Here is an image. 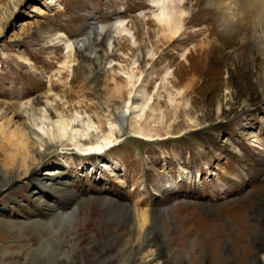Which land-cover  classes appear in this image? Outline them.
Segmentation results:
<instances>
[{
    "label": "rangeland",
    "instance_id": "374dc122",
    "mask_svg": "<svg viewBox=\"0 0 264 264\" xmlns=\"http://www.w3.org/2000/svg\"><path fill=\"white\" fill-rule=\"evenodd\" d=\"M53 1L0 0V166L12 174H0V264H264L258 52L193 56L211 26L202 0H182L201 23L176 41L154 24V0ZM118 22L122 33L84 43L90 23ZM200 27L204 36L188 37ZM121 71L143 73L144 97ZM129 100L144 105L125 122L143 113L147 136L124 132L100 156L83 151ZM45 107L52 122L77 117L75 129L96 130L82 148L50 142L36 120Z\"/></svg>",
    "mask_w": 264,
    "mask_h": 264
},
{
    "label": "bare ground",
    "instance_id": "6f19581e",
    "mask_svg": "<svg viewBox=\"0 0 264 264\" xmlns=\"http://www.w3.org/2000/svg\"><path fill=\"white\" fill-rule=\"evenodd\" d=\"M46 2L48 6L52 5L54 7V5H57L53 0H46ZM185 4L186 3L182 2V0H174L173 2L172 0L171 2H168V0H154V2L150 5V7L155 8L156 10L153 14L156 23H153L160 27V29L163 31V39L167 41L181 40L180 38L184 34H186V32H182V29L185 25L192 24L193 26L201 23L199 17L197 18L186 16L184 11ZM197 5L200 6L201 4ZM202 5H205V9L211 10V13H202L199 10H197V13L206 14V19L211 26L209 28H204L205 31H208V34H206V36H204L203 33L205 31L201 27L200 29L195 28L196 30L194 29V33H189L188 37H191L192 39L199 37L202 34L204 36L199 42L195 41L197 43L193 48V51L195 50L193 56L197 54L196 57H198V59H207L208 57L211 58L213 56H216V52L221 51L222 53V51L226 50V48H233L234 51H229L235 52L237 56L240 55V57H242L243 59H248L251 55L254 54L253 51L256 50L258 52L256 58L263 61L262 64L264 71V0H202ZM32 11H35L36 15H42L45 13L42 7L33 8ZM121 25L122 23L118 22L116 24L103 25L97 28L93 25V23H90L89 29L84 35V43L91 42L92 36L95 32L112 33V31L116 30V34L120 32L122 33L125 30L121 28ZM25 26H27V23H21L20 25L21 28ZM220 31L221 33L228 36V39L226 41L223 40L222 37H220ZM234 40H237L238 42L236 43L234 42ZM109 45L111 46V44ZM235 46H237V48H235ZM224 52L225 51H223V53ZM191 55L192 54L190 53L188 56H186V58ZM222 56L220 55L221 58ZM98 64H100V61L98 62ZM121 72L126 76L125 82L127 87H131L133 89L136 87L137 83L141 81L143 75L142 72H139V75L137 76L134 75L132 71L131 73H127L124 71ZM113 80H115V78ZM142 83L143 81H141V86L138 88V90L135 91L137 97L140 98L144 97L146 93L143 90L144 87L142 86ZM259 87L261 88L262 98L264 99V74L263 79L259 83ZM51 93L52 90L48 89L43 94L44 103L50 104V106H52V108L56 110L57 105L55 103V100H52L50 98ZM147 102L148 99L145 101V104ZM143 105L141 103L133 104V102H131L130 100L126 102L124 110L120 111L116 116V122L108 124V134L103 137H98L96 142L86 146L83 151L88 154L100 156L106 151V149L111 148L113 144L118 140V135L124 132L136 136H147L144 135L143 132L145 131L144 129H146L144 128V126H147L148 128L149 123L145 119L142 121L143 113L134 114L130 118L129 124L125 122V118L131 116L132 110H134L135 108L137 109V107L139 108V106L141 107ZM24 114L28 115L29 112L25 111ZM184 116L186 118V121L184 122H188L192 125L196 123L194 119H191L189 117L188 112L184 113ZM36 120L39 123L38 125H40V131L48 138L50 142L62 144L64 141H67L73 143L78 148L83 147L82 145H78L79 142L85 138L87 139L93 129L96 130V128L89 121L83 124L81 130L75 129L74 125L75 122H77V117L63 119V117L61 116L56 122H52L49 118V114L47 113V107H45L40 116L36 117ZM46 122H48V124ZM141 126H143V129L141 128ZM0 174L4 179L11 178L12 175H7L5 173L2 174L1 166ZM9 182H14L13 178ZM130 214V229L134 233H138V228H136L132 210ZM137 241L138 242L135 245V248L140 251L142 247L145 246L146 242L144 239L142 240L141 234ZM142 263L143 262L141 261L138 264Z\"/></svg>",
    "mask_w": 264,
    "mask_h": 264
}]
</instances>
